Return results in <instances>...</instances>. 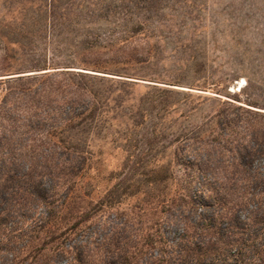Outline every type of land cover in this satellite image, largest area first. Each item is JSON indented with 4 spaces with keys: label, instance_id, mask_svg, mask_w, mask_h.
Here are the masks:
<instances>
[{
    "label": "rangeland",
    "instance_id": "1",
    "mask_svg": "<svg viewBox=\"0 0 264 264\" xmlns=\"http://www.w3.org/2000/svg\"><path fill=\"white\" fill-rule=\"evenodd\" d=\"M50 3L0 0V264H180L203 224L264 225V108L234 96L264 104V0Z\"/></svg>",
    "mask_w": 264,
    "mask_h": 264
},
{
    "label": "trees",
    "instance_id": "2",
    "mask_svg": "<svg viewBox=\"0 0 264 264\" xmlns=\"http://www.w3.org/2000/svg\"><path fill=\"white\" fill-rule=\"evenodd\" d=\"M55 1L56 0H51L49 9L56 8ZM135 17V15L126 14V22L130 23L132 21L135 23L134 21H137L138 23H142L146 21L142 16ZM155 89H158L160 92L165 94L174 92V90L171 89L157 87H155ZM244 91L245 89L243 88L240 89L239 92H235V99L251 106L264 108V104H261V102L255 100V98H251L248 95L244 96ZM87 92L88 91L86 89H78L76 100L81 101V98L85 96ZM90 94L95 101L92 102V109L90 112L87 111L88 109L77 110L75 113V118L80 117L82 120H87L92 114H96L98 104L102 103L103 101L106 102L110 98V94L105 95V93L102 94L100 91L98 92L94 89L90 90ZM8 97L9 94H6V99ZM117 101H119V99H117ZM5 103L7 102L5 101ZM164 107H167V105L165 104ZM146 113L149 115V112ZM141 116L143 117V113ZM6 121H10V119L5 118L4 116L0 117V128ZM6 130V128L0 129V159L2 164L0 166V171L2 176L6 177L4 180L8 182L12 179L10 176V170L6 166V163L10 157L8 146L11 140V135L13 134ZM224 190L226 191L225 188ZM210 191L213 193V198L221 206L225 207L224 205L227 204V200L225 199L224 195L214 193V189L212 187ZM225 194L227 193L225 192ZM2 199L3 198L0 197V201ZM9 212H11V210L4 212V217ZM232 214L233 213L231 210L227 208L225 212H220L218 214L219 216L217 215V218L219 220H224V217H231ZM262 223L263 221H259L257 217L248 216L246 220H241L239 224H234L233 222L230 223L227 226L229 227V232L223 234L220 232V228L216 225V220L211 224H203L201 226V229L203 230L202 233H199L195 230L191 234L186 233L185 237L182 238L183 243L181 244L180 252L176 261L180 262V264H264V225H262ZM257 224L260 226L258 229L255 227ZM214 233H216V235H213ZM197 236L203 237L201 240H196Z\"/></svg>",
    "mask_w": 264,
    "mask_h": 264
}]
</instances>
